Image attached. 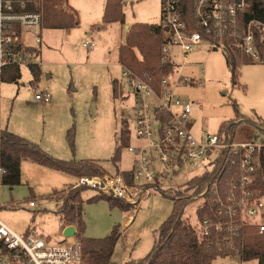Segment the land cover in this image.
Masks as SVG:
<instances>
[{"label": "rangeland", "instance_id": "rangeland-1", "mask_svg": "<svg viewBox=\"0 0 264 264\" xmlns=\"http://www.w3.org/2000/svg\"><path fill=\"white\" fill-rule=\"evenodd\" d=\"M124 1L127 2L123 7L125 23L115 22L105 27H102L105 0H68L63 3L64 7L72 6L77 10L79 23L70 30L42 29V52L35 61L41 71L38 80L34 81L31 66L23 65L21 78L17 82L2 83L3 129L23 135L41 147L48 145L61 156L54 157L60 159L99 160L110 174H116L118 167L121 171L133 168L134 157L128 145L138 144L139 140L130 135L129 142L123 144L122 128L125 120H130L133 115L136 96L123 76V67L117 57L118 48L125 41L127 26L136 22L160 23L162 12L161 0ZM95 24L99 28L92 30ZM26 38H29L28 34ZM87 41L94 42L96 47H85ZM177 61L181 63L180 59ZM201 67L204 68L202 73ZM179 71L183 76L194 78L192 83L179 86L178 94L192 105L190 119L197 138L202 131L218 133L224 122L234 121L236 125L230 138L235 142L258 143L260 136L264 140L261 130L255 126L264 121L263 62L242 64L238 83L234 84L223 48L210 51L199 49L191 54V61L186 62L184 67L180 65ZM115 79L119 83L118 96H114ZM38 91L48 92L52 97L51 102L36 100ZM73 124L76 128L75 152L71 150L66 137ZM118 145H122V148L117 167L111 158ZM60 150L67 153H60ZM161 168L158 167L160 173ZM214 168L212 172L216 171ZM202 170L186 162L173 174L161 176V186L163 189L184 186ZM30 172H25L27 182L24 180L15 187L0 185V206L7 205L11 209H4L0 213V220L9 227L14 222L20 225L31 222L50 232L57 227L58 218L54 213L58 207L41 196L65 185L49 191L46 181L40 179L43 177ZM28 175L32 179H28ZM67 176L71 182L78 180L72 175ZM96 193V190L87 187L82 196L87 200ZM204 195L192 196L193 201L185 209L184 217L193 224L198 223V208L204 202ZM31 201L37 205L30 207ZM10 203L15 204L16 208L9 206ZM84 207L85 236L104 237L114 226L124 227L112 264H128L150 252L155 231L170 216L173 202L161 193H154L141 205H135L132 213L140 209L133 217L140 220L133 224H126L131 212L111 208L105 200L98 203L86 201ZM257 221H260L259 217ZM41 233L44 234L42 237H46V233ZM214 264H258V260L241 261L237 256H227L217 258Z\"/></svg>", "mask_w": 264, "mask_h": 264}, {"label": "built area", "instance_id": "built-area-1", "mask_svg": "<svg viewBox=\"0 0 264 264\" xmlns=\"http://www.w3.org/2000/svg\"><path fill=\"white\" fill-rule=\"evenodd\" d=\"M248 7L249 0H193L197 28L193 30L183 16L181 0H161L160 22L168 34L163 45L165 60L173 62L176 69V51L187 60L191 53L202 48L224 49V40H229L255 62H263L260 47L264 46V22L246 21L244 13ZM43 8L44 0H0V130L3 129L1 85L13 67L37 65L43 42ZM210 36L218 37L221 44L213 43ZM84 46L93 48L94 43L85 42ZM123 76L136 96L133 115L128 120L130 135L140 141L128 145L135 157L131 177L128 179L123 173L84 175L75 187H88L141 205L144 199L161 193V176L173 174L186 162L203 168L197 176L212 172L215 166L218 177L200 195L208 191L216 194L229 217V231L242 224H258L264 234V194L249 187L257 171L254 154L264 145L261 136L257 135L258 143H238L230 138L231 134L207 131L197 138L190 119L192 105L176 92L179 86L192 83L191 77L179 75L175 70L162 79L157 91L127 68ZM35 99L50 102L52 97L48 92L38 91ZM211 226L208 219L204 220L205 234L210 233ZM215 227L223 226L217 222ZM84 257V241L77 236L51 241L32 233H17L0 220V264H80Z\"/></svg>", "mask_w": 264, "mask_h": 264}, {"label": "trees", "instance_id": "trees-1", "mask_svg": "<svg viewBox=\"0 0 264 264\" xmlns=\"http://www.w3.org/2000/svg\"><path fill=\"white\" fill-rule=\"evenodd\" d=\"M68 0H45L44 23L45 28H60L70 30L78 25L74 11H69L63 6ZM183 16L197 29L192 13L193 0H181ZM123 0H107L104 25L112 22L125 23ZM246 21L259 20L264 22V0H249L248 10L244 13ZM168 34L160 23H135L127 30L125 42L119 47L118 61L123 67L129 69L134 75L149 83L154 89L160 91L161 81L164 77L175 72V64L165 60L163 45ZM213 43L220 45L218 37L210 36ZM257 39L258 34H257ZM225 41L223 49L227 65L232 74L234 84L238 83L239 67L242 64L255 62L240 48ZM259 41V40H258ZM261 45V44H260ZM262 48V49H261ZM217 49V48H215ZM264 63V46L260 47ZM35 80L40 77V66L31 65ZM21 78V66L10 69L4 82H17ZM118 80H114V96H118ZM236 122H224L219 135L231 134ZM264 135V121L255 124ZM76 128L73 124L67 131V140L75 152ZM123 144L129 142L130 129L128 120L122 128ZM264 142V140H263ZM122 145L116 146L111 160L118 167ZM257 171L253 173L250 188L264 194V145L255 152ZM30 161L60 172L76 177L106 173V169L96 159H60L46 152L38 143L30 141L24 136L8 129L0 130V185L15 187L22 183V163ZM133 170L121 171L130 179ZM216 172H208L194 176L184 186L165 188L161 194L173 202L170 216L155 231L154 245L150 252L139 259L138 264H214L219 257L237 256L241 261L258 260L264 264V234L260 232L258 224H242L235 226L234 230L227 229L229 217L223 211L216 194L208 191L204 195V202L198 208V223L193 224L184 217L192 196L200 195L212 179L217 178ZM234 171H232V175ZM87 187H75V184L62 189H55L47 195H42L43 200L55 199L61 202L58 212L64 225H74L77 228V237L83 239L85 257L80 264H112V259L122 235L124 227L116 225L104 237L85 236V202L98 203L101 200L108 202L111 208H119L124 212H132L135 205L127 203L120 198L97 192L85 200L82 193ZM223 193V192H222ZM208 219L212 226L210 233L205 234L204 220ZM222 224L217 229L215 224Z\"/></svg>", "mask_w": 264, "mask_h": 264}, {"label": "crops", "instance_id": "crops-1", "mask_svg": "<svg viewBox=\"0 0 264 264\" xmlns=\"http://www.w3.org/2000/svg\"><path fill=\"white\" fill-rule=\"evenodd\" d=\"M124 1V0H123ZM68 2V1H67ZM44 3H45V0H44ZM106 3H107V0H105V6H104V12H103V19H104V14H105V8H106ZM125 5H127V2H125L124 1V6ZM67 9H69V11H74L75 13H76V16L78 15V12H77V10L74 8V7H66ZM43 13H44V8H43ZM79 23V22H78ZM112 23H115V22H112ZM112 23H109V24H112ZM120 23V22H119ZM136 23H149V22H136ZM159 23V22H158ZM109 24H107V25H109ZM135 24V23H134ZM133 25V24H132ZM132 25H130V26H132ZM106 25H102V27H105ZM130 26H127V30H128V28L130 27ZM45 27H43L42 26V29H44ZM94 28H99V26L97 25V24H95V25H93L92 26V30H94ZM42 29H41V33H42ZM53 29V28H52ZM87 42H90V41H87ZM125 42V41H124ZM123 42V43H124ZM90 43H94V42H90ZM123 43H121V44H123ZM42 44H43V42H42ZM120 44V45H121ZM96 47V44L94 43V47L93 48H89V49H94ZM120 47V46H119ZM41 48H42V46H41ZM202 49H204V48H202ZM205 50H207V49H205ZM199 51V50H198ZM207 51H210V50H207ZM42 52V51H41ZM40 52V53H41ZM197 51H195V52H193V53H196ZM118 54H119V48H118ZM192 54V53H191ZM191 54L189 55V58L187 59V60H183L182 58H181V56H180V54H179V52L178 51H176V71H177V74H179V75H182L183 76V74H181V72L179 71V67H180V65L182 66V67H184V65H186V62H189V61H191ZM117 57H118V55H117ZM177 59H180V62L181 63H178V61H177ZM119 62V61H118ZM120 63V62H119ZM39 65V64H38ZM120 65L123 67V65L120 63ZM124 69H125V67H123V71H124ZM200 72L202 73V72H204V68H200ZM192 78V77H191ZM193 79V81H194V78H192ZM176 92L178 93V88H177V90H176ZM51 102V101H50ZM192 112H193V108H192ZM191 112V113H192ZM191 123H192V121H191ZM192 125H193V123H192ZM13 132V131H12ZM23 136V135H22ZM138 143H140V141L138 142ZM40 145V144H39ZM130 145V144H129ZM134 145H136V144H134ZM42 148L46 151V152H48L49 154H51L52 156H57V157H61V156H59V153H57V152H55L54 150H53V148H50L48 145H43L42 146ZM61 152L60 153H67V152H65V151H62V150H60ZM133 155V154H132ZM133 157H134V155H133ZM74 159V158H73ZM134 160H135V157H134ZM22 183H23V181L25 180L26 182H27V180H26V178H25V172L26 171H31L30 173H37V174H39V175H41L43 178H40V179H43V180H45L46 181V187H47V189L50 191L51 189H53V188H58V187H60L61 185H65L64 187H66V186H69V185H72V184H76L77 182H78V180L76 181V182H71L70 181V179H69V177L67 176V175H71V174H68V173H64V172H60V171H57V170H54V169H51V168H48V167H45V166H42V165H38V164H36V163H33V162H30V161H23V163H22ZM133 168H134V165H133ZM133 168L132 169H130V170H133ZM29 173V174H30ZM106 173H108V172H106ZM117 173H122V172H117ZM104 174V173H103ZM124 174V173H123ZM96 175V174H95ZM72 176H74V175H72ZM27 177V176H26ZM75 178H78V177H76V176H74ZM80 178V177H79ZM78 178V179H79ZM28 179H32L29 175H28ZM36 180H39V179H36ZM47 182L49 183V185L47 184ZM21 183V184H22ZM64 187H62V188H64ZM61 188V189H62ZM55 190V189H54ZM47 201H53L54 203H55V205H56V208H57V210L55 211V216L58 218V219H56V222H57V227H53L52 228V231H50V232H45V231H43L41 228H38V225L37 224H32L31 222L30 223H26V224H23V225H20L18 222H14V225L12 226L11 224H10V228H12L14 231H16L17 233H20V234H25V233H32V234H36V235H39V236H43L44 234H42L41 232H44V233H46V237L45 238H47V239H50L51 241H61V240H64V239H66V237L63 235V230H64V228L67 226V225H64L62 222H61V220H60V214H59V212H58V209H59V206H60V204H61V202L60 201H58V200H55V199H48ZM31 202H34L35 203V205L34 206H36L37 205V203L35 202V201H31ZM31 202H30V207H34V206H32L31 205ZM9 206H11L12 208H16V205L15 204H11L10 203V205ZM4 209H7V210H11L7 205H2V206H0V213L4 210ZM140 209V208H139ZM139 209L136 211V212H134V213H130V214H128V216H127V219H126V224H128V223H131V224H133V223H135V221L136 220H138L137 222H139V218H137V219H135L136 217H133V214H137L138 213V211H139ZM84 217H85V215H84ZM43 219V218H42ZM34 220H35V217H34ZM132 220V222H130ZM164 221V220H163ZM162 221V222H163ZM161 222V223H162ZM160 223V224H161ZM159 224V225H160ZM76 236H77V234H76ZM70 238H73V237H70ZM70 240H72V239H70ZM239 260H240V258L239 257H237ZM138 261H139V259L138 258H135V259H133V261H131L130 263H128V264H138ZM127 264V263H126Z\"/></svg>", "mask_w": 264, "mask_h": 264}, {"label": "water", "instance_id": "water-1", "mask_svg": "<svg viewBox=\"0 0 264 264\" xmlns=\"http://www.w3.org/2000/svg\"><path fill=\"white\" fill-rule=\"evenodd\" d=\"M77 234V228L74 225H67L63 230V235L66 238L74 237Z\"/></svg>", "mask_w": 264, "mask_h": 264}]
</instances>
